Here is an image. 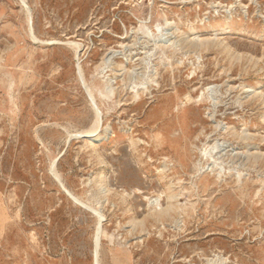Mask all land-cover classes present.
Wrapping results in <instances>:
<instances>
[{
	"label": "rangeland",
	"instance_id": "1",
	"mask_svg": "<svg viewBox=\"0 0 264 264\" xmlns=\"http://www.w3.org/2000/svg\"><path fill=\"white\" fill-rule=\"evenodd\" d=\"M0 264H264V0H0Z\"/></svg>",
	"mask_w": 264,
	"mask_h": 264
},
{
	"label": "bare ground",
	"instance_id": "2",
	"mask_svg": "<svg viewBox=\"0 0 264 264\" xmlns=\"http://www.w3.org/2000/svg\"><path fill=\"white\" fill-rule=\"evenodd\" d=\"M88 94H89V97L93 100V96L91 95V93L89 91H88ZM98 122L99 121H98V116H97V121H95L92 128L88 131L82 132L80 136H82L83 138H86V139H90V141H92V142H98L101 139V136L95 135V132L98 128ZM171 211H172V207H171V205H169L168 207L161 209L159 212H156L154 214V217L156 219L164 218L166 216H169Z\"/></svg>",
	"mask_w": 264,
	"mask_h": 264
}]
</instances>
